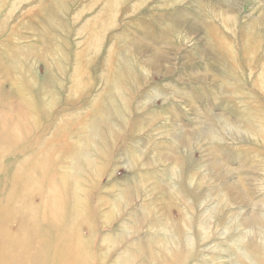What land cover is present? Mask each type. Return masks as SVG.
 Returning a JSON list of instances; mask_svg holds the SVG:
<instances>
[{
	"label": "rangeland",
	"instance_id": "1",
	"mask_svg": "<svg viewBox=\"0 0 264 264\" xmlns=\"http://www.w3.org/2000/svg\"><path fill=\"white\" fill-rule=\"evenodd\" d=\"M0 264H264V0H0Z\"/></svg>",
	"mask_w": 264,
	"mask_h": 264
}]
</instances>
